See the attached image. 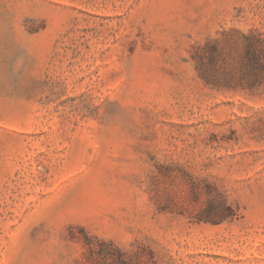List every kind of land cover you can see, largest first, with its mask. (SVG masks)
<instances>
[{
	"label": "rangeland",
	"instance_id": "1",
	"mask_svg": "<svg viewBox=\"0 0 264 264\" xmlns=\"http://www.w3.org/2000/svg\"><path fill=\"white\" fill-rule=\"evenodd\" d=\"M0 264H264V0H0Z\"/></svg>",
	"mask_w": 264,
	"mask_h": 264
}]
</instances>
